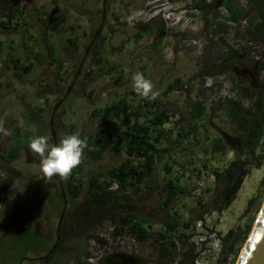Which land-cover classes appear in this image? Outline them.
<instances>
[{"label": "rangeland", "instance_id": "1", "mask_svg": "<svg viewBox=\"0 0 264 264\" xmlns=\"http://www.w3.org/2000/svg\"><path fill=\"white\" fill-rule=\"evenodd\" d=\"M165 1L0 0V153L19 139L18 155L0 168V264L25 223L40 231L39 239L48 237L49 249L58 218L54 204L69 201L59 191L64 177L43 173L39 155L29 148L30 138L43 135L57 143L70 125L83 141L101 137L99 159L83 151V181L86 185L94 173L108 180L106 171L128 155L113 152L101 118L92 111L121 98L135 114L132 122L149 124L159 111L166 112L161 126L151 125V141L164 130L155 142L159 152L152 169L127 186L128 198L121 206L137 214L149 237L140 241L129 228H121L116 213L115 222L106 219L91 231L99 240L80 231L82 238L63 241L66 250L55 264L95 261L81 257L85 251L94 256L133 254L144 264H179L189 249L195 257L185 264H235L264 202V37L250 33L261 17H255V24L248 20L254 13L249 1L261 8L264 0H237L248 13L239 23L226 20L222 0H205L215 1L205 11L196 9L194 0H167L186 9L172 27L162 19ZM214 11L220 14L214 16ZM57 17L62 20L56 27ZM232 50L243 54V62L227 60ZM137 71L151 80L154 96L136 93L132 75ZM198 101L205 105L199 116ZM231 103L249 116L247 124L248 118L231 115ZM191 124H197V131L185 135ZM248 126L252 133L244 140ZM115 127L124 129L119 121ZM223 133L232 139L223 151L214 152L213 143L224 141ZM234 137L243 141L241 150ZM235 158L247 175L225 204L220 191L231 178L227 168ZM169 180L183 185L185 192L164 207L163 186ZM82 200L83 195L75 203ZM169 221L176 222L172 232ZM230 231L222 255L220 239ZM163 234L174 239L173 246ZM35 247H29L28 256L38 255ZM116 260L109 263H120Z\"/></svg>", "mask_w": 264, "mask_h": 264}, {"label": "trees", "instance_id": "2", "mask_svg": "<svg viewBox=\"0 0 264 264\" xmlns=\"http://www.w3.org/2000/svg\"><path fill=\"white\" fill-rule=\"evenodd\" d=\"M196 2L195 8L198 10H206L210 6L214 5L213 3L205 2V0H194ZM221 6H223L228 14L226 15V20L239 23L242 18H247L248 13L245 7L241 6L237 0H222ZM255 1H249L250 11H254L251 17H248L249 23L253 24L255 17L259 15L261 17V22L255 24V29L250 31L251 35L256 38L264 37V6L258 7L255 6ZM214 16L219 15L218 11L213 12ZM62 17H57L54 22V26H58L61 22ZM0 25H4L0 23ZM141 36L140 32L136 33V38ZM70 40V39H69ZM71 43H74L73 40H70ZM243 54L238 53L236 50H232L230 56L227 57V60L234 62H243ZM100 59H98L99 61ZM260 67L258 66V69ZM29 67H24L23 70L27 71ZM180 80L177 78L174 80L178 82ZM173 85H169L171 88ZM263 99V98H262ZM203 101L197 102L198 107V116L201 115L204 110ZM261 107V106H260ZM259 107V108H260ZM130 104L125 98L118 99L109 106L103 108H97L92 111L94 116H99L101 118V123L106 128L105 135L109 139L110 145L114 153H119L124 151L128 157L122 161L117 166L109 168L106 171L109 179H102L103 173H94L88 180H86V185L84 183V161L81 159V163L72 173L67 177H64L59 191L61 196L65 195L69 199L68 202H76V200L83 195V200L78 204L70 206L68 208L69 214L57 232L61 235V241L58 243V249L66 250V247H62L61 242L67 238V229L74 232V235L80 234V231L88 232V237H94L96 240H99L97 234L91 232L97 226L101 225L102 222L106 219H110L113 222L114 216L118 213L119 224L121 228H129L136 235V238L140 241H144L149 237V231L146 227L143 226V222L138 220L137 214L132 211L125 209L122 206V201L127 197L125 190L128 185H136L141 181L148 171L152 169V165L155 160V154L159 152V149L155 146V142L159 138L164 136V130L160 129L158 134L155 136L154 141H151L150 132L151 125L161 126L166 118V112L164 110L159 111L154 115L148 123H139L135 120L132 122V117L135 115L132 110H130ZM258 108V107H257ZM258 108V114H259ZM231 115L239 119L244 113L230 104ZM115 121H119L121 127L124 129H116ZM249 122V118L246 124ZM197 124H191L185 132V135L193 134L197 131ZM17 133V132H16ZM14 134L15 136L17 134ZM67 134H77L75 127L70 125L67 131ZM78 135V134H77ZM19 139L15 137V144L10 146L7 150L0 153V168L3 163H10L18 154ZM102 143L103 139L96 136H88L85 140V151L92 159H99L102 155ZM226 148V144L221 139H217L213 143L212 150L214 152L223 151ZM137 159V161H134ZM231 170V178L228 180L223 188L220 191L221 201L225 204L234 198L237 191L240 189V183H242L243 178L247 175V168L235 158L229 163L227 168ZM219 180V176H216ZM116 183V189L111 190V185ZM164 197L162 204L164 207L172 206L175 202L177 196L182 195L185 192V187L174 183L173 180L165 182L163 186ZM126 205V204H125ZM121 208H123L121 210ZM168 214V212H166ZM67 225V229L64 226ZM176 222H167V229L169 232H172L175 228ZM186 227H189V224H185ZM66 227V226H65ZM78 229V230H77ZM249 231V225L246 226L244 233ZM232 231L227 232L220 239L221 241V253L223 255V249L225 243L230 238ZM93 235V236H92ZM169 234H163L164 237ZM169 237V243L173 246L174 239ZM203 241H200L202 243ZM46 239L37 238L36 234H33L32 231L28 228L27 224H24L21 229L18 231L16 237V246L15 250L18 252L26 253L31 245H36V248H41L46 251ZM70 247V246H69ZM71 248V247H70ZM161 252H166V249L161 248ZM167 253V252H166ZM195 254L193 249H189L184 253V259L179 261V264H185L188 261H193ZM225 258V257H224ZM142 261V259H141Z\"/></svg>", "mask_w": 264, "mask_h": 264}, {"label": "clouds", "instance_id": "3", "mask_svg": "<svg viewBox=\"0 0 264 264\" xmlns=\"http://www.w3.org/2000/svg\"><path fill=\"white\" fill-rule=\"evenodd\" d=\"M132 84L136 93L142 97L155 95L151 80L142 72L137 71L132 75ZM85 147V141L77 134H65L57 143H51L49 138L43 135L29 140V148L39 155L42 171L49 177L70 175L81 163Z\"/></svg>", "mask_w": 264, "mask_h": 264}, {"label": "flooded vegetation", "instance_id": "4", "mask_svg": "<svg viewBox=\"0 0 264 264\" xmlns=\"http://www.w3.org/2000/svg\"><path fill=\"white\" fill-rule=\"evenodd\" d=\"M219 12V11H218ZM220 14V13H219ZM242 119H247L249 118L248 115H242L241 116ZM252 133V130L249 128V126L247 127V129L245 130L244 134H245V138L244 140H249L250 139V134ZM224 136V143H229L230 139H232V137L230 135H228L227 133H223ZM234 140L236 142V149L237 150H241V144L243 143V141H241V139L239 137H234ZM64 197V195H62ZM62 205H60V207H57L56 204H54V208L56 210H58V218H57V223L55 226V230H54V236H55V240L54 243H52V245L50 246L49 249H46V251L42 250L41 248H37L35 249L37 252V256H33L30 257V255H27V252L25 253H20L18 251L15 250L14 248H10V250L8 251V259L3 261V264H48V263H52L55 264L57 261L56 256L61 255L65 250H60L58 249V243L61 241V235L58 234L57 232L59 231V229L61 228V226L63 225V223L65 222L68 214H69V210L68 208L70 206L76 205L77 203L74 202H66L65 200L62 201ZM27 224L28 228L32 231L33 234L37 235V238H40L42 235L40 234V231H38V229H36V227H32L30 225V223H25ZM66 226V227H65ZM64 228H68L67 225H65ZM68 235L66 239H76V237L78 238H82L83 235H81L82 233L78 234V235H74L73 231H70V229L66 230ZM94 235V233H93ZM92 235V236H93ZM48 237H45L44 239L47 240ZM65 239V240H66ZM89 239H95L94 237H89ZM64 240V241H65ZM14 244L16 242V237H14L13 240ZM62 244V242H61ZM36 248V247H35ZM71 252L76 255L77 251L75 250H71ZM81 257H85L86 259L92 260L93 257L95 258L94 262H88V263H84L81 258H79L77 260V264H110L112 261V259H117L115 262L120 261V263L118 264H144L143 260L141 261L140 257H137L136 255L133 254H128V253H118L115 252L114 255H92L90 252H86L83 254V256ZM110 262V263H109Z\"/></svg>", "mask_w": 264, "mask_h": 264}, {"label": "water", "instance_id": "5", "mask_svg": "<svg viewBox=\"0 0 264 264\" xmlns=\"http://www.w3.org/2000/svg\"><path fill=\"white\" fill-rule=\"evenodd\" d=\"M235 264H264V203Z\"/></svg>", "mask_w": 264, "mask_h": 264}, {"label": "built area", "instance_id": "6", "mask_svg": "<svg viewBox=\"0 0 264 264\" xmlns=\"http://www.w3.org/2000/svg\"><path fill=\"white\" fill-rule=\"evenodd\" d=\"M185 13H186V9L184 8L180 9L178 5L174 3H170L169 1L166 0L164 3L163 12H162V19L165 20L168 26L172 27L175 24H178L181 22L180 17L185 15ZM181 26H185V23H183ZM194 262L195 264H198V260Z\"/></svg>", "mask_w": 264, "mask_h": 264}, {"label": "bare ground", "instance_id": "7", "mask_svg": "<svg viewBox=\"0 0 264 264\" xmlns=\"http://www.w3.org/2000/svg\"><path fill=\"white\" fill-rule=\"evenodd\" d=\"M165 24H166V22H165ZM166 26L167 27H170V26H168L167 24H166ZM264 203V202H263ZM263 205V204H262ZM262 207V206H261ZM260 211V210H259ZM259 214V213H258ZM253 227V226H252ZM252 229V228H251ZM202 241V240H201ZM204 242V241H203ZM218 250V249H217ZM214 253H216V251H214L213 253H212V255L214 254ZM198 256H200V254L198 255ZM239 257V256H238ZM200 257H198L197 259H199ZM238 259V258H237ZM196 261V260H195ZM92 262H94V261H92Z\"/></svg>", "mask_w": 264, "mask_h": 264}]
</instances>
